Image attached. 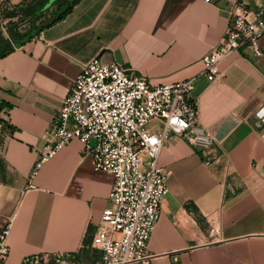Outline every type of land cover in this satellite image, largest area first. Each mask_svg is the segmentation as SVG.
Here are the masks:
<instances>
[{"label":"crops","instance_id":"crops-1","mask_svg":"<svg viewBox=\"0 0 264 264\" xmlns=\"http://www.w3.org/2000/svg\"><path fill=\"white\" fill-rule=\"evenodd\" d=\"M237 1L80 0L0 58V109L9 112L0 141V230L11 225L4 264L41 256L54 263L57 254L102 262L94 238L114 175L96 170L78 139L37 167L81 66L101 52L154 85L196 77L199 123L214 137L209 148L174 135L165 142L169 192L149 241L150 264H264V36L261 57L245 48L220 62V80L203 75L202 58L220 43Z\"/></svg>","mask_w":264,"mask_h":264},{"label":"built area","instance_id":"built-area-1","mask_svg":"<svg viewBox=\"0 0 264 264\" xmlns=\"http://www.w3.org/2000/svg\"><path fill=\"white\" fill-rule=\"evenodd\" d=\"M228 10L225 34L202 58L203 75L210 82L222 78L219 64L234 52L249 48L255 57L263 54L264 5L252 7L242 0ZM105 56L101 52L81 66L47 132L37 167L78 139L94 168L115 177L111 206L94 238V246L103 252L101 264H150L149 241L169 192V172L160 165L165 142L174 135L209 148L214 137L199 123L196 77L154 85L147 75ZM260 116L262 122L264 111ZM5 118L9 120V112L0 109V141L5 139ZM154 124L160 130L152 129ZM10 232V224L0 230V264L10 254ZM53 261L41 256L25 264H77L70 254H57Z\"/></svg>","mask_w":264,"mask_h":264},{"label":"trees","instance_id":"trees-1","mask_svg":"<svg viewBox=\"0 0 264 264\" xmlns=\"http://www.w3.org/2000/svg\"><path fill=\"white\" fill-rule=\"evenodd\" d=\"M80 0H32L20 6H13L0 0L5 5L3 12L10 17L21 15L22 20H29L30 27L20 30L17 23L8 27V36L0 31V58L13 52L39 35L46 28L64 19ZM50 13L47 19V14Z\"/></svg>","mask_w":264,"mask_h":264},{"label":"rangeland","instance_id":"rangeland-1","mask_svg":"<svg viewBox=\"0 0 264 264\" xmlns=\"http://www.w3.org/2000/svg\"><path fill=\"white\" fill-rule=\"evenodd\" d=\"M4 7L5 5L0 6V31L6 36H8V27L14 22L18 24V28L22 31L30 27L31 24L29 20H22L20 14L10 17L7 13L3 12ZM49 15L50 13L47 14V19Z\"/></svg>","mask_w":264,"mask_h":264}]
</instances>
